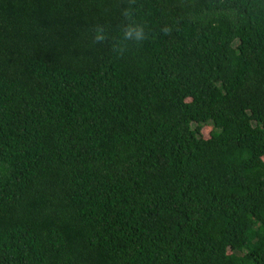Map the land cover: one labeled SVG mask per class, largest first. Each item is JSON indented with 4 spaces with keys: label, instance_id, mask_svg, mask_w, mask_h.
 Here are the masks:
<instances>
[{
    "label": "trees",
    "instance_id": "trees-1",
    "mask_svg": "<svg viewBox=\"0 0 264 264\" xmlns=\"http://www.w3.org/2000/svg\"><path fill=\"white\" fill-rule=\"evenodd\" d=\"M129 6L0 0V264H264V0Z\"/></svg>",
    "mask_w": 264,
    "mask_h": 264
},
{
    "label": "clouds",
    "instance_id": "clouds-1",
    "mask_svg": "<svg viewBox=\"0 0 264 264\" xmlns=\"http://www.w3.org/2000/svg\"><path fill=\"white\" fill-rule=\"evenodd\" d=\"M135 3V0H129V7L122 10L121 15L128 22L122 24L121 26V36L118 38H111L104 25L96 24L93 26L94 36L92 37L93 43H104L109 40L112 41L111 48L112 50L118 45H122L121 37L123 41H128L135 39L137 43L142 42L146 38L145 26L142 23H137L132 19V9L131 5ZM126 51V46H121L120 55Z\"/></svg>",
    "mask_w": 264,
    "mask_h": 264
},
{
    "label": "rangeland",
    "instance_id": "rangeland-1",
    "mask_svg": "<svg viewBox=\"0 0 264 264\" xmlns=\"http://www.w3.org/2000/svg\"><path fill=\"white\" fill-rule=\"evenodd\" d=\"M212 128H213V125L211 124V122L202 123L200 127V134L203 137H208L210 135Z\"/></svg>",
    "mask_w": 264,
    "mask_h": 264
}]
</instances>
